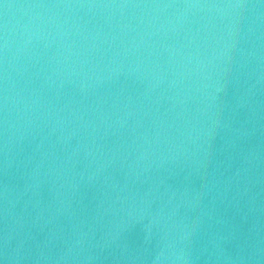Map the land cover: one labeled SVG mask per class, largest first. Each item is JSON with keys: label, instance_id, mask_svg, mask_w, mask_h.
Returning <instances> with one entry per match:
<instances>
[{"label": "water", "instance_id": "water-1", "mask_svg": "<svg viewBox=\"0 0 264 264\" xmlns=\"http://www.w3.org/2000/svg\"><path fill=\"white\" fill-rule=\"evenodd\" d=\"M0 264H264V0H0Z\"/></svg>", "mask_w": 264, "mask_h": 264}]
</instances>
